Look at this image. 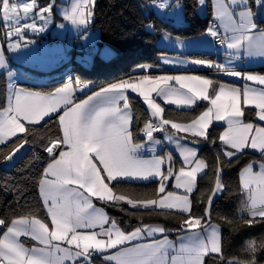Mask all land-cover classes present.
<instances>
[{
    "label": "snow or ice",
    "instance_id": "obj_1",
    "mask_svg": "<svg viewBox=\"0 0 264 264\" xmlns=\"http://www.w3.org/2000/svg\"><path fill=\"white\" fill-rule=\"evenodd\" d=\"M87 3V0H85ZM258 6L264 5V0H255ZM203 6L205 0H198ZM35 6V0L31 3L20 4L10 3V0H0V13L6 24L14 22L15 35L22 37L23 32L18 26L20 20H27ZM49 8L40 9L41 13L48 12ZM240 10L237 12L236 8ZM23 10V17L19 10ZM75 11V10H74ZM79 24L83 25L86 18L83 13ZM252 12L248 0H229L222 3L217 13L221 20H227L226 32L222 35L218 28L210 25L207 29V36L226 44L227 49L234 50L236 59H239L240 49L248 56H264V30H260L259 37L247 35L250 31L257 29L253 22ZM238 17V23L235 18ZM33 20L35 16L32 17ZM48 22L41 15L40 17ZM73 23H77L72 17ZM31 27L36 31L35 23L24 25L25 30ZM231 28L232 34H227ZM43 31V27L39 29ZM17 45L16 47H18ZM165 63H170L167 58ZM196 65L215 67L217 71L229 76L239 77L247 81H256L264 85V76L246 75L235 70L234 67L212 61L193 60ZM3 65V57L0 55V66ZM141 68L149 67L141 65ZM175 80L195 81L197 87H188L184 93H179L180 99L168 100L169 103L182 105H193L197 100L208 101L211 105L206 111L195 118L190 124L182 125L172 123L171 127L179 132L190 133L193 142L196 138L208 139L209 126L216 121H226L227 130L219 137L224 145L230 146L239 152L245 147L258 149L261 155V162L258 164L259 172H253L255 162L250 163L243 170V188L248 194L246 210L253 218H264V127H255L252 123H245L243 117L245 112L241 107V100L244 105H254L258 111L255 113L260 121H264V90L256 93L255 90L245 87L243 90L229 88L225 90L224 84H214L211 79L200 76H164L152 78L144 75L138 81L127 80L120 83H113L100 92L89 96L80 104H76L59 117L63 127V137L58 141L50 142L44 151L49 154L50 162L43 170V178L39 181L40 195L43 198V205L46 208L47 216L51 218L52 230L48 224L33 216L31 219L21 217L11 221V225L5 224L0 219V225H4L7 231L0 238V264H65L66 260L73 264H92L94 253H105L107 249L116 248L125 242L139 240L146 233L154 237L156 233H164L163 227H137L134 231L125 234L113 219L110 220L101 208H96L92 197L108 202H124L133 208L152 206L162 209L179 208L181 212L190 213V201L185 196H176L172 192H166V181L174 175L171 167V156L159 157L153 155L152 159H143L142 150L144 143H133V134L129 131V99L125 95L126 90L138 92L147 103L152 112L153 118H159L163 109L157 104L154 98L150 97L151 92L157 96L168 98L178 93L167 87H160V81ZM145 84L154 85L146 89ZM79 86V82H77ZM209 86L212 92L209 93ZM180 87L185 88L181 83ZM72 82L69 81L63 88L57 89L55 94L40 96L34 93H25L22 90H14L13 97H9L8 107L0 112V143L8 136H14L17 132H24L25 127L20 121L38 122L49 113H54L57 107L63 103L67 107L71 103L70 95ZM102 100L103 103H94ZM123 101V109L118 105ZM228 101V103H225ZM170 121L162 120L159 123L149 122L144 125L141 132L147 137L148 144L158 145L161 143L153 133L158 130H165L164 126ZM220 126V125H218ZM169 142L181 147L180 140L173 135L166 136ZM60 145H66L68 151H60L59 158L55 152ZM149 152H155V147H149ZM236 152L225 151L224 155L231 158ZM185 164H193L190 171L181 167L176 175L177 188L183 187L187 193L193 190L196 173L205 167L203 161L189 160V157L196 156L194 148H182ZM7 159H11L8 157ZM98 161L102 168H98ZM168 162L167 172L162 171L161 166ZM106 173L105 177L101 173ZM159 178V193H164L159 200L138 201L128 198L125 195H116L105 180L122 181L149 180ZM223 185L217 172L216 187L213 195L208 198V205L211 206L214 197L222 191ZM210 215L209 209H205V216ZM252 221H249L251 223ZM109 227L105 228L104 225ZM202 225V219L189 215L184 221L186 228H194ZM99 227L100 231H94ZM211 229L208 231V229ZM88 230V231H78ZM203 231L206 235L196 233V242L185 244L183 241L190 239L185 236L181 238L178 256H172L171 264H203V257L213 253H221L220 231L216 225H208ZM20 236H27L38 242L42 247L26 248L19 241ZM100 237V238H98ZM64 242L69 247L61 248L59 243ZM74 246V248L72 247ZM173 243L165 235L162 241H154L150 244H136L131 248L121 249L114 255H105L106 261H115V264H168V249ZM59 253V255H57ZM222 259V257H221ZM229 264H239L238 261H230Z\"/></svg>",
    "mask_w": 264,
    "mask_h": 264
},
{
    "label": "trees",
    "instance_id": "obj_2",
    "mask_svg": "<svg viewBox=\"0 0 264 264\" xmlns=\"http://www.w3.org/2000/svg\"><path fill=\"white\" fill-rule=\"evenodd\" d=\"M183 10L184 23L174 24L173 21L156 17L150 12L144 0H96L93 7L94 27L99 29L100 43L107 45L114 56L108 60L94 57L90 69L79 71L81 79L95 82L89 95L105 85L123 79H135L150 71L133 73L141 65L160 67L158 58L164 53H176L157 46L162 33L179 39L201 36L207 32L212 17L207 9L204 15L198 13L197 0H176ZM150 28V29H149ZM213 42V39H212ZM214 44V43H213ZM215 47V46H214ZM217 49V48H216ZM220 49V48H219ZM91 53V50H88ZM214 54L191 51L187 57L198 60L212 59ZM164 72L173 73L168 70ZM162 71V72H163ZM161 72V71H160ZM5 74H0V110L5 105ZM210 78L214 84H235L215 75V70L198 72ZM45 83H18L27 91L48 94L61 85L64 80H53ZM3 87V88H2ZM134 129L139 127L145 117L139 101L131 102ZM137 107V108H136ZM168 117L175 112L184 114L183 120H191L194 111L177 112L167 108ZM246 121H254V110L244 109ZM222 127L212 126L208 129V139H202L198 150V159L203 161L206 170L198 177L194 192L190 195L191 210L188 214L157 209H131L111 203L94 201L102 207L110 220H115L123 230H131L140 225H161L170 239L185 232L188 228L184 221L189 215L202 219V225L214 224L220 229L221 253L209 256L204 264H225L227 261H238L239 264H261L264 262V218L252 219L247 215V201L240 188L239 174L248 164L261 161V157L243 151L231 159H226L218 141ZM61 139L58 117H50L36 125H25V131L17 138L0 145V163L20 146L26 152L10 169L0 166V219L9 225L12 220L21 217L47 221L45 208L39 197V181L43 178V170L50 162L49 154L44 151L52 141ZM60 147L58 150L60 151ZM219 171L222 191L208 206V198L212 195ZM116 195H125L138 201L153 200L158 195L155 181L147 183L113 182L109 184ZM208 208L210 215L205 216ZM249 221H252L249 223ZM6 229L0 228V234ZM222 257V259H221ZM92 264H109L100 256L92 257Z\"/></svg>",
    "mask_w": 264,
    "mask_h": 264
},
{
    "label": "rangeland",
    "instance_id": "obj_3",
    "mask_svg": "<svg viewBox=\"0 0 264 264\" xmlns=\"http://www.w3.org/2000/svg\"><path fill=\"white\" fill-rule=\"evenodd\" d=\"M96 0H35V6L32 9V12L29 14V18L27 20L21 19L20 24L18 25L21 28V31L24 33L22 37H17L15 35V27L14 22H10L6 24L3 20L2 13H0V55L3 57V65L0 66V74L6 72L5 74V85L3 91H5V98H9L11 89L13 86L18 83H45L52 81L53 77L56 79L53 80H64V82L55 88L52 92L48 94H44L48 96L49 94H55L57 89L63 88L66 83L69 81L72 82V90L70 95L71 103L65 106V104L61 103L60 108L54 112V114L50 117H58V122L60 125L61 139L63 137V127L60 124L59 117L64 114V111L69 110L71 107H74L76 104L82 103L84 100H87L89 96H93L95 93L100 92L101 89L109 87L113 83H120L122 81H127L130 79H123L116 82H113L109 85H105L93 93L86 95L91 88L94 87L95 82L90 79H81L79 71L90 69L93 66L94 57H100L102 59L108 60L114 56V52L107 46H101L100 43V33L97 27H94V17H93V7ZM145 5L148 6V9L152 14L159 18H165L167 20H179L183 19V10L181 5H177L178 2L176 0H144ZM29 2L32 0H10V3H23ZM52 6L48 12L41 13L40 9L49 8ZM75 10V11H74ZM83 13V16L86 18L85 23L83 25L79 24V20L81 18L80 14ZM19 14L23 17V10H19ZM41 15H43L47 19V23L41 19ZM33 16L35 19L33 20ZM67 17H72L77 21V23H73L71 19ZM35 23L36 31H33L31 27H28L26 30L24 25H32ZM219 24V23H218ZM43 27V31L39 29ZM150 29V28H149ZM199 37V38H197ZM188 39H178L176 43L174 40H171L167 37L165 33H162L157 41V46L164 48L166 50L173 51L177 50L176 53H164L163 56L168 57V60L171 61L168 63L174 68L184 70L188 68L187 61L183 60L187 56V51L191 47L200 46L211 48L208 42V38L205 34L201 36H197ZM196 38V39H195ZM19 45L18 47H16ZM91 50V53L88 50ZM185 52V53H184ZM181 53H184L182 56ZM165 58V57H164ZM190 59V58H187ZM165 59H161V63L166 65L164 62ZM197 60V59H196ZM207 61V60H203ZM156 71L158 73L154 75H148L149 77H164V76H179V75H189L191 76H200L202 78H207L202 75L189 74L187 72H174L168 73L164 72L161 67H138L133 70V73L137 72H146ZM175 70V69H174ZM161 71V72H160ZM163 71V72H162ZM168 71V70H167ZM140 77L135 79H131L134 81H138ZM77 82H79V86H77ZM184 83L185 88H181L180 84ZM154 85L145 84L144 87L146 89L153 87ZM160 87H167L174 92L178 93L177 95L169 96L168 98L157 96L155 92L150 93V97L154 98L155 102L160 105L163 109L159 118H153L152 112L148 108L147 103L143 100V97L140 96L138 92H132L131 89L126 90L125 95L128 96L129 99V131L133 134V143H144L146 144L145 149L142 150L143 159H152L153 155L159 157H167L171 156V167L173 169L174 175H172L168 181H166V192H172L176 196H185L187 195L190 201V195L196 189V183L198 177L205 173V170L196 173V178L194 182L193 190L190 193H187L183 187L177 188V180L176 175L179 174V170L181 167L185 168V171H190L194 166L193 164H185L184 156L187 153L181 154L182 148H199L202 145V139L204 138H196V141L193 142L190 133L179 132L177 133L176 129L171 127L172 123H178L182 125L190 124L195 118L202 114L203 111H206L210 104L208 101L201 100L199 103L186 106L182 104L169 103L168 100H178L180 99L179 93H184L187 91L188 87H197V82L195 81H181L177 82L175 80L170 81H160ZM3 88V87H2ZM210 88V86H209ZM210 93V91H209ZM11 97V95H10ZM137 99L140 106L143 109L145 117L140 121L141 124L139 127L134 129L133 125V116H132V101ZM6 100V99H5ZM94 103H103L102 100L95 101ZM121 109H123V101L119 102L118 105ZM183 107V108H181ZM187 107V108H184ZM137 108V107H136ZM167 108L173 109L174 111H194L195 116L191 120H183L182 117L184 114H179L175 112L173 117H168L166 112ZM47 118V119H48ZM168 120L170 123L164 126L165 130L154 131L153 135L157 140H160L161 143L158 145H151L147 142V137L141 132V129L144 128V125L149 122L159 123L162 120ZM216 121L213 119V122L210 124L209 129L214 126ZM39 123V122H38ZM220 123V122H218ZM36 125V124H32ZM218 125V124H215ZM224 130H227V127L221 129L222 133ZM173 135L176 138L184 137V139L180 140L181 147H177L175 143L169 142L166 139V136ZM220 135V134H219ZM149 147H155V152H149L147 149ZM60 151H68V147L66 145H60ZM59 151V152H60ZM59 158V154L57 156ZM189 160H198V152L195 157H189ZM97 163V162H95ZM99 163L97 166L99 168ZM102 166V165H101ZM168 162L161 166L162 171L167 172ZM5 169H10L12 166H3ZM102 177L106 176V173H101ZM150 181H155L157 184V191L159 188V178L149 179V180H133L127 181L132 183H147ZM116 181H108L105 180V183L111 184ZM124 182V181H122ZM172 185V186H171ZM110 187V186H109ZM172 187V190L169 188ZM178 191V192H177ZM220 193V192H219ZM219 193L217 195H219ZM164 193H159L154 200H159ZM217 195L214 197L216 199ZM213 199V200H214ZM94 201L103 202L96 197H92V202ZM105 203V202H104ZM111 204H117L118 202H108ZM122 204L121 202H119ZM94 206L96 208H101L97 205ZM45 208V207H44ZM132 209L133 208L130 206ZM150 209L157 210H166V211H174L182 214H188L181 212L179 208L172 209H162L159 207H149ZM138 207V209H149ZM104 210V209H103ZM190 210H191V201H190ZM46 211V208H45ZM106 213V211L104 210ZM47 214V213H46ZM107 214V213H106ZM49 218V216H47ZM108 225V224H106ZM109 226V225H108ZM162 227L161 225H143L142 227ZM139 227V226H137ZM135 227V228H137ZM132 228L131 230L133 231ZM84 231V230H79ZM130 231V232H132ZM129 232V233H130ZM146 234V233H145ZM229 264V262L227 263ZM261 264H264L261 263Z\"/></svg>",
    "mask_w": 264,
    "mask_h": 264
},
{
    "label": "crops",
    "instance_id": "obj_4",
    "mask_svg": "<svg viewBox=\"0 0 264 264\" xmlns=\"http://www.w3.org/2000/svg\"><path fill=\"white\" fill-rule=\"evenodd\" d=\"M228 2H229V0H205V4L203 6H201L197 2L198 3V13H199V15H201V16L204 15L205 12H206V10L208 9L210 16L213 19L216 20L217 28H218L219 32L222 35H224L225 32H226V27L225 26L228 24V21L227 20H221V19H219L217 17V13H218V11H219L220 6H221L222 3H228ZM248 4H249V7H250L251 12L253 14V16H252L253 22L256 23L257 29H254V30L250 31L247 35H249V36L256 35L257 37H259L260 30H264V5L258 6L256 4L255 0H248ZM177 5H179V3ZM239 10H240V8L237 7L236 8V11L238 12ZM235 20L238 23V17H236ZM170 21H172V20H170ZM173 23L174 24H183L184 23V18L183 19H179V20H174ZM227 34L229 36L232 34L231 28H228L227 29ZM205 35L208 38V42H209V45L211 47L210 49L209 48H206V47L194 46V47H191L190 49H188L185 52L188 53V52H191V51H200V52H206V53L214 54L213 58L212 59H208L207 61H212V62H215V63H221V64H225V65L230 66V67H234L235 70L241 72L244 76H246V75L264 76V56H259V55L248 56V55H245L244 54V49L241 48L240 49V54H239V59H236V56L233 54L234 53V50L227 49L226 44H224L220 49H216L214 47L213 42H212V38L210 36H207V32L205 33ZM167 37L169 39H171V40H174L176 43H179V42H177V40L179 38H177V37H171L169 35H167ZM197 38H199V37H197ZM173 51L177 52V50H175V49ZM184 53H181L180 55L182 56ZM164 57L168 59V57L161 55L158 58V60H159V63H160V67L162 68V70H165V71L171 70V71H174V72H183V73L184 72H187L189 74L199 75V74H197L198 72H206V71H209V70H215V75L216 76H218V77H220L222 79L229 80V81L235 83V84H225V83H221V84H224L225 85V90L226 91L229 88H238V89L243 90L245 87H248L250 89L255 90L256 93H259V91L264 90V85H261V84H259L256 81H247V80L242 79V78H239V77H234V76L226 75L224 73H221V72L217 71L215 67H211L210 68V67L203 66V65H196V64L192 63V61L193 60H196V59H192V58L187 59V58H189L187 56H184L186 58L183 59V60L187 61L188 68L187 69H184V70L177 69V67L174 68L170 64L168 65V63L166 65H163L161 63V59H165ZM179 76L189 77L188 74L187 75H179ZM14 90H22L25 93H34V94H39L40 96H46V95L41 94V93L27 91V90L23 89L22 87H20V86H18L16 84V85L13 86V89H11V92H10V95H11V97H13V100H14V96H13ZM209 91H210V93L212 92V86H210ZM10 95H9V97H10ZM5 99H6L5 100V105H4L3 109L0 110V112H3L4 109L8 107L9 98H5ZM200 101L201 100H197L195 102V104L196 103H199ZM225 103H228V101H225ZM60 106H62V105H59L57 107V110H58V108H60ZM241 107H242V110L243 111H244V109L254 110V121L253 122L252 121H246L244 119V117H243V120H244L245 123H252L253 126H254V128L255 127H264V121H260L259 118H258V116L255 114L258 111V109H256L254 105H244L242 103V100H241ZM181 108H183V107H181ZM184 108H187V107H184ZM53 114L54 113H49L48 116L43 117V119H40L38 122L39 123L43 122L44 120H46L49 116H52ZM20 122L22 124H24V127H25V125L39 124L38 122H34L33 123V122H29V121L23 120V119ZM218 122H220V123H218ZM218 122H216L215 124L220 125V127H222V129L224 127H228L226 121H218ZM215 124H213V125L214 126H218V125H215ZM224 131H226V130H224ZM220 132H221V130H220ZM220 132H219L220 135H218V141H219V145H220V148H221L223 154H224L225 151H229V150L230 151H233V152H236L235 149H231L230 146H226V145L223 144V142L219 139V137L223 134V132L222 133H220ZM23 133L24 132H17L14 136H8V137H6L4 139V141L2 143H0V145H2L4 143H7V142H9V141L17 138L18 136L22 135ZM195 150H196V155H197V152H198L199 148H195ZM243 151H248L250 153L256 154L259 157H261L259 150L258 149H252L250 146L243 148L239 152H236V155L240 154ZM25 152H26V147L25 146L18 147L17 149H15L8 156V157H11V159H7L8 157H6L0 163V166L2 168H4L3 166H13V164ZM58 154H59V152H58ZM58 154H57V156H58ZM236 155H234V156H236ZM233 157H231V158H233ZM225 158L226 159H231V158H229L227 156H225ZM198 160H200V159H198ZM94 162H97L98 163V161H94ZM260 162L261 161H255V163H256L257 166H254L253 172H259L258 164ZM99 168H102V166L99 165ZM244 169H242V171L239 174V184H240L241 190L244 192V194L246 196V201H247V204H248V203H250V201L248 200V194H247L246 190L243 188V183H242V173H243V170ZM202 170H206V167H204ZM215 187H216V185H215ZM169 189L172 190V187H170ZM212 195H213V193H212ZM39 197H40V200H41V202L43 204V198L40 195V187H39ZM121 203L122 204H120L118 202L116 205L117 206H123V207L130 208V205H128L127 203H124V202H121ZM145 210H150V208L149 209H145ZM247 215L250 218H252V219H261V217H255V218H253L248 211H247ZM43 222H45L46 224H48L49 229L52 230L51 218L50 217L47 219V221H43ZM10 225H11V223L8 226H10ZM208 225H214V224H205V225H201V226H196L194 228H188L187 230H185V232H183L182 234H180L179 236H177L175 239H170V238L167 237V239L173 243V247L168 249V255H167L168 264H171V258H172V256H178L179 255V250H180V244H181V238L182 237L187 236V237L190 238L188 240H184L183 241L185 244H193V243L196 242V239H197V237H196L195 234L196 233H200L201 236L206 235V233L203 231V229L204 228H207ZM142 226L143 225H140L139 227H142ZM1 227H2V225H0V228ZM104 227L107 228L109 226L108 225H104ZM118 227L125 234H128L130 231H132V230H129V231L123 230L119 225H118ZM134 230L135 229H133V231ZM210 230L211 229L209 228L208 231H210ZM6 231H7V228L0 234V238L3 237V234ZM84 231H88V230H84ZM94 231L99 232L100 231V228L97 227V228L94 229ZM219 231H220V229H219ZM165 234H167V232H164V233H156L154 237H149L146 234H143L142 237L139 240H133V241L125 242L123 245H117L116 248L107 249L105 253H94L93 256H100L102 258V260H104L105 262H107L109 264H115V261H106L104 259V256L105 255H114L118 251H120L121 249L131 248V247H133L136 244H150V243H153L154 241H162L164 239V237H165ZM98 238H100V237H98ZM19 241L21 243H23L24 247L29 248V249L32 248V247H42V245H39L37 241H35V240H33V239H31L30 237H27V236H20L19 237ZM53 243H59L61 248L69 247L64 242H53ZM72 247L74 248V246H72ZM219 254L220 253H213L210 256H218ZM57 255H59V253H57ZM208 257H209V255H205L203 257V264L205 263V260ZM228 262H230V261H227L225 264H227ZM65 264H73V262L72 261H69V260H66L65 261Z\"/></svg>",
    "mask_w": 264,
    "mask_h": 264
},
{
    "label": "built area",
    "instance_id": "obj_5",
    "mask_svg": "<svg viewBox=\"0 0 264 264\" xmlns=\"http://www.w3.org/2000/svg\"><path fill=\"white\" fill-rule=\"evenodd\" d=\"M210 25H213V26L217 27L216 20L212 18ZM213 43H214L215 48H217V49H219V48H221L223 46L222 44L219 43V41L214 40V39H213ZM58 152H59V150L57 149L56 152H55V155L56 156H57ZM50 159L51 158L48 157V160L49 161H50Z\"/></svg>",
    "mask_w": 264,
    "mask_h": 264
}]
</instances>
